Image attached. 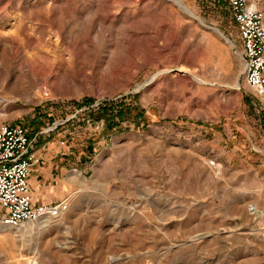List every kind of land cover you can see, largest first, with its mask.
Masks as SVG:
<instances>
[{
    "label": "rangeland",
    "instance_id": "374dc122",
    "mask_svg": "<svg viewBox=\"0 0 264 264\" xmlns=\"http://www.w3.org/2000/svg\"><path fill=\"white\" fill-rule=\"evenodd\" d=\"M242 55L211 0H0L2 119L46 148L48 203L67 201L0 225V264H264Z\"/></svg>",
    "mask_w": 264,
    "mask_h": 264
},
{
    "label": "built area",
    "instance_id": "2783aa9c",
    "mask_svg": "<svg viewBox=\"0 0 264 264\" xmlns=\"http://www.w3.org/2000/svg\"><path fill=\"white\" fill-rule=\"evenodd\" d=\"M226 4L242 43L244 80L264 108V11L253 0H211ZM33 141L27 130L2 119L0 111V225L16 228L55 218L67 209V201L35 202L29 177L35 162ZM213 165V160L210 161ZM254 207H250L253 211Z\"/></svg>",
    "mask_w": 264,
    "mask_h": 264
},
{
    "label": "crops",
    "instance_id": "0c3cea01",
    "mask_svg": "<svg viewBox=\"0 0 264 264\" xmlns=\"http://www.w3.org/2000/svg\"><path fill=\"white\" fill-rule=\"evenodd\" d=\"M33 150L36 160L32 165L29 177L30 191L35 202L48 203L51 198H49L47 190L50 187L49 181L53 183L54 164L48 163V154L45 152L46 148L44 146L40 148L35 146Z\"/></svg>",
    "mask_w": 264,
    "mask_h": 264
},
{
    "label": "bare ground",
    "instance_id": "6f19581e",
    "mask_svg": "<svg viewBox=\"0 0 264 264\" xmlns=\"http://www.w3.org/2000/svg\"><path fill=\"white\" fill-rule=\"evenodd\" d=\"M178 3H179V2H178ZM179 6L182 7V8H184V6H183L182 4H180V3H179ZM184 9H185V8H184ZM185 10H186L188 13L192 14V13L189 12L187 9H185ZM130 25H131V24H130ZM130 25H129V27H130ZM226 41H227V40H226ZM157 75H159V73H158ZM157 75H156V76H157ZM156 76H155V77H156ZM236 87H237V86H236ZM48 219H49V218L44 217V218H42V219H40V220H43V223H44L43 225H47L48 222H49ZM49 224H50V223H49Z\"/></svg>",
    "mask_w": 264,
    "mask_h": 264
}]
</instances>
